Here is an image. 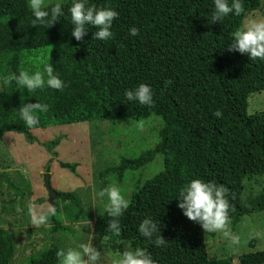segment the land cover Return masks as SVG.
I'll return each instance as SVG.
<instances>
[{
    "label": "trees",
    "instance_id": "1",
    "mask_svg": "<svg viewBox=\"0 0 264 264\" xmlns=\"http://www.w3.org/2000/svg\"><path fill=\"white\" fill-rule=\"evenodd\" d=\"M70 2H63L65 16L47 28L31 25L27 0H0V142L6 133L29 135L53 126L160 118L155 146L135 159L122 158L116 166L105 167L101 185L112 175L121 180L147 167L156 156L162 157V171L134 184L129 206L118 217V235L106 230L113 218L106 211L94 219L93 238L119 253L121 241L146 248L157 264H232L230 258H208L209 232L182 214L176 197L190 179L202 178L227 188L228 220L264 210V192L250 198L248 207L241 201L243 182L264 174V112L246 113L249 94L264 90V61L227 50L231 33L247 13L259 9L260 0H242L241 15L230 13L212 23V0H89L119 13L112 36L103 41L92 39L94 26H88L81 41L70 35ZM133 25L139 28L136 36L128 34ZM41 61L52 64L67 86L37 89L29 96L14 75L22 69L40 70ZM140 83L151 86V106L124 97L126 89ZM36 98L47 103L48 110L35 113L39 123L29 127L18 110ZM217 109L220 118L213 116ZM0 183L22 200V190L6 176H0ZM58 195L60 203L77 201L73 193ZM53 208L51 230L68 232L61 226L57 201ZM63 209L67 214L73 207ZM145 217L157 223L159 232L153 238L160 234L163 244L139 235L137 225ZM59 249L64 248L56 242L44 246L28 264H61ZM14 254L11 234L0 228V264H11ZM236 264H264V251L240 255Z\"/></svg>",
    "mask_w": 264,
    "mask_h": 264
},
{
    "label": "rangeland",
    "instance_id": "2",
    "mask_svg": "<svg viewBox=\"0 0 264 264\" xmlns=\"http://www.w3.org/2000/svg\"><path fill=\"white\" fill-rule=\"evenodd\" d=\"M68 0H62V3ZM28 3V0H27ZM264 15V0L258 10L247 16ZM0 76V90H1ZM264 112V90L249 94L248 115ZM162 121L156 116L141 121L77 123L33 130L29 135L6 133L0 142V176L23 192L22 200L15 198V192L0 183V228L8 231L15 245L11 264H28L31 256L44 246L59 243L65 250L88 243L100 251L98 264H116L120 253L104 248L93 238L94 219L106 212L103 200L96 193L109 185H116L129 199L134 184L162 171V157L156 156L147 167L129 172L123 179L116 175L108 178L103 187L100 174L105 167L116 166L122 158L135 159L152 149L158 142L157 134ZM49 172H46V168ZM49 175V186L57 192L50 200L45 187V175ZM255 175V174H254ZM251 175L244 182L243 206H250V198L264 192V174ZM60 192L73 193L77 201L60 203ZM54 201L60 207L61 226L68 232L51 230L49 211ZM31 205V212L29 211ZM71 205L72 212H64L63 206ZM19 209V211H18ZM33 214L38 220L33 223ZM225 236L222 231L209 232L207 236L208 258H230L236 264L240 255L264 251V210L245 214L235 221L227 220ZM238 238L237 243L231 237Z\"/></svg>",
    "mask_w": 264,
    "mask_h": 264
},
{
    "label": "clouds",
    "instance_id": "3",
    "mask_svg": "<svg viewBox=\"0 0 264 264\" xmlns=\"http://www.w3.org/2000/svg\"><path fill=\"white\" fill-rule=\"evenodd\" d=\"M212 5L214 11L211 13L210 23L220 22L230 13L239 16L244 12L242 0H212ZM27 6L31 10V25L33 26L44 24L48 28L65 16V6L62 0H28ZM67 15L72 25L70 35L75 40L81 41L87 34L88 26H94L96 30L93 32L92 39L103 41L112 36L113 20L118 17L119 13L112 7H97L90 4L89 0H71L67 5ZM138 33L137 26L129 27L130 36H136ZM227 50L246 54L251 60L264 61V15L247 16L245 22L231 33ZM14 80L21 89L28 90L29 96H33L30 94L37 89L47 87L61 90L67 86L59 73L54 71L52 64L43 61H41L40 70L22 69L14 75ZM124 97L127 101H136L140 105L151 106L154 102L151 86L146 83L126 89ZM47 110L48 104L36 98L34 103H23L19 107L18 115L27 126L31 127L39 123L35 113H43ZM213 116L220 118L222 112L217 109L213 112ZM227 191L223 184L193 178L179 189L176 197L177 207L187 219L200 224L203 231H222L227 236L226 224L230 209ZM96 195L101 200L107 198L104 208L113 218L107 222L106 230L118 235L120 233L118 217L123 210L128 208L129 200L116 185L101 188ZM29 211L31 212V205H29ZM49 211L54 214L55 209L50 207ZM44 219L43 214L38 220L33 214V223H40ZM137 232L141 237L151 239L157 246L165 241L160 234L153 238V234L159 230L157 223L147 217L139 222ZM237 240V237H231L233 244L237 243ZM121 243L123 250L116 264H157L146 248H133L127 241H121ZM56 255L60 258L61 264H98L100 251H97L89 240L88 243H80L76 248L59 249Z\"/></svg>",
    "mask_w": 264,
    "mask_h": 264
},
{
    "label": "water",
    "instance_id": "4",
    "mask_svg": "<svg viewBox=\"0 0 264 264\" xmlns=\"http://www.w3.org/2000/svg\"><path fill=\"white\" fill-rule=\"evenodd\" d=\"M48 177H49V175L46 174L45 178H44L45 187H46L47 191L49 192L50 200H52L57 194L50 188L49 181L47 180V179H49Z\"/></svg>",
    "mask_w": 264,
    "mask_h": 264
}]
</instances>
